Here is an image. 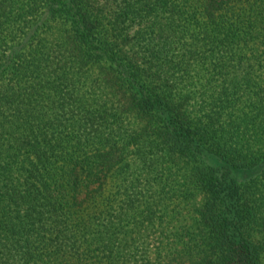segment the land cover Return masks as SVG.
<instances>
[{"label":"trees","instance_id":"16d2710c","mask_svg":"<svg viewBox=\"0 0 264 264\" xmlns=\"http://www.w3.org/2000/svg\"><path fill=\"white\" fill-rule=\"evenodd\" d=\"M0 264H264V0H0Z\"/></svg>","mask_w":264,"mask_h":264}]
</instances>
